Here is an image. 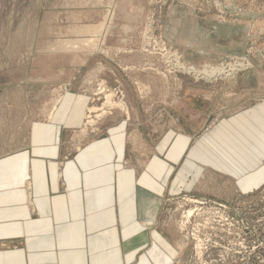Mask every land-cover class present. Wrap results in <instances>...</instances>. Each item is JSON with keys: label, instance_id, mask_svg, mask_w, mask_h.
Wrapping results in <instances>:
<instances>
[{"label": "rangeland", "instance_id": "1", "mask_svg": "<svg viewBox=\"0 0 264 264\" xmlns=\"http://www.w3.org/2000/svg\"><path fill=\"white\" fill-rule=\"evenodd\" d=\"M256 107L264 0H0L7 163L20 162L33 131L38 141L44 130L60 135V161L113 131L125 165L158 158L166 141L167 190L133 264H264V181L241 185L228 165L214 166L205 137L223 124L238 147L233 126ZM247 139L264 150V139Z\"/></svg>", "mask_w": 264, "mask_h": 264}, {"label": "crops", "instance_id": "2", "mask_svg": "<svg viewBox=\"0 0 264 264\" xmlns=\"http://www.w3.org/2000/svg\"><path fill=\"white\" fill-rule=\"evenodd\" d=\"M71 113H60L61 120L82 121ZM244 115L233 126L242 138L238 147L223 138L222 124L205 136L207 155L217 168L228 165L241 185H257L264 181V150L248 148L247 138L264 139V108ZM35 134L16 150L19 163L0 155V243L7 244L0 246V264H133L151 243L145 221L160 213L167 190L166 141L158 144V158L125 165L117 131L64 161L53 140L58 133L44 130L41 141ZM49 134L52 140H43Z\"/></svg>", "mask_w": 264, "mask_h": 264}, {"label": "bare ground", "instance_id": "3", "mask_svg": "<svg viewBox=\"0 0 264 264\" xmlns=\"http://www.w3.org/2000/svg\"><path fill=\"white\" fill-rule=\"evenodd\" d=\"M71 1V0H70ZM80 28V27H79ZM99 28V27H98ZM87 29V28H86ZM62 43V42H61ZM65 43V42H64ZM99 69H100V67H98ZM102 70V69H101ZM98 74V73H97ZM97 74H95V75H93V76H91L93 79H95L96 78V75ZM100 74V73H99ZM98 74V75H99ZM92 78H90V79H92ZM85 84H86V82H89L90 80H89V78H85ZM86 86V85H85ZM109 101V100H108ZM110 102V101H109ZM109 105V104H108ZM112 106V105H111ZM77 133V134H76ZM75 134H76V137H78V138H82V137H85L87 134H88V132H87V130L86 129H83V130H79V131H77ZM15 178V177H14ZM16 178H17V175H16ZM19 179V178H18ZM14 182V181H13Z\"/></svg>", "mask_w": 264, "mask_h": 264}]
</instances>
